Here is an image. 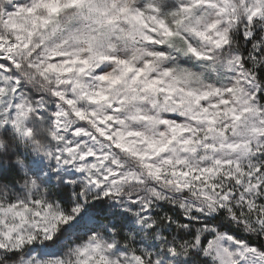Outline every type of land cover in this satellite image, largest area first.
<instances>
[{"label":"snow or ice","instance_id":"6c2138e0","mask_svg":"<svg viewBox=\"0 0 264 264\" xmlns=\"http://www.w3.org/2000/svg\"><path fill=\"white\" fill-rule=\"evenodd\" d=\"M0 264H264V0H0Z\"/></svg>","mask_w":264,"mask_h":264}]
</instances>
